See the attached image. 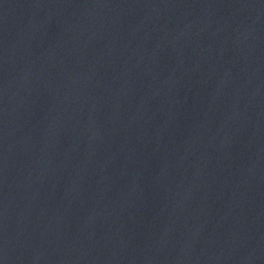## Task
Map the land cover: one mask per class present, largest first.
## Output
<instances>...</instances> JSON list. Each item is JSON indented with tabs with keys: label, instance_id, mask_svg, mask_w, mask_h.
Masks as SVG:
<instances>
[{
	"label": "water",
	"instance_id": "obj_1",
	"mask_svg": "<svg viewBox=\"0 0 264 264\" xmlns=\"http://www.w3.org/2000/svg\"><path fill=\"white\" fill-rule=\"evenodd\" d=\"M0 264H264V0H0Z\"/></svg>",
	"mask_w": 264,
	"mask_h": 264
}]
</instances>
